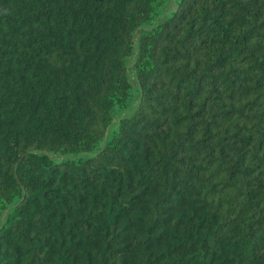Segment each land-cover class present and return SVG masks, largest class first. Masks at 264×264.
Listing matches in <instances>:
<instances>
[{
	"label": "trees",
	"instance_id": "16d2710c",
	"mask_svg": "<svg viewBox=\"0 0 264 264\" xmlns=\"http://www.w3.org/2000/svg\"><path fill=\"white\" fill-rule=\"evenodd\" d=\"M0 264H264V0H0Z\"/></svg>",
	"mask_w": 264,
	"mask_h": 264
}]
</instances>
